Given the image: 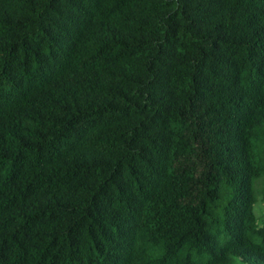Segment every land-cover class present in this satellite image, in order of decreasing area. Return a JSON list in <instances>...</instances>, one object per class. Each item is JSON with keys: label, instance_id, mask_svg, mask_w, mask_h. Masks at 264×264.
Masks as SVG:
<instances>
[{"label": "trees", "instance_id": "1", "mask_svg": "<svg viewBox=\"0 0 264 264\" xmlns=\"http://www.w3.org/2000/svg\"><path fill=\"white\" fill-rule=\"evenodd\" d=\"M260 200L264 0H0V264H264Z\"/></svg>", "mask_w": 264, "mask_h": 264}, {"label": "rangeland", "instance_id": "2", "mask_svg": "<svg viewBox=\"0 0 264 264\" xmlns=\"http://www.w3.org/2000/svg\"><path fill=\"white\" fill-rule=\"evenodd\" d=\"M254 211L260 218L264 217V201H257V203H255Z\"/></svg>", "mask_w": 264, "mask_h": 264}]
</instances>
